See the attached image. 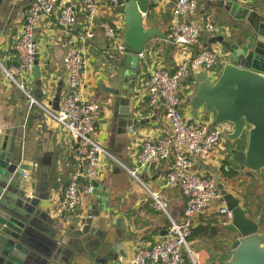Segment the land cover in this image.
Returning <instances> with one entry per match:
<instances>
[{
	"label": "crops",
	"instance_id": "obj_1",
	"mask_svg": "<svg viewBox=\"0 0 264 264\" xmlns=\"http://www.w3.org/2000/svg\"><path fill=\"white\" fill-rule=\"evenodd\" d=\"M31 1L0 0V63L4 67L17 64L14 46ZM98 2L101 12L94 21L95 35L86 44L88 83L85 94L101 108L94 135L119 162L104 156L94 179L108 189L107 202H102L98 194L87 193L83 188L87 182L81 180L80 202L73 211L66 208L61 193L77 168L73 157L75 141L48 113L60 110L63 97L68 91L63 56L67 39L81 33L87 25L84 0H58V8L54 13L40 16L35 28L38 46L35 64L40 70L41 84L37 85L32 76L29 80H20L23 89L19 88L5 78L0 67V154L11 152L14 156L12 161L17 166H27L12 193L17 195V192L23 191L25 196L34 194L40 199L39 208L50 217L52 223H44L47 231L35 230L34 238L42 248H50L52 243L55 247L53 251L60 252L56 257L52 254L53 258L68 264H97L96 258L103 260L102 264H128L138 248L150 247L164 237L169 223L168 216L152 207L145 187L162 192L168 201L170 217L176 221L183 219L185 198L179 189L171 188L166 183L172 157L142 167L136 173L138 179L127 171L136 167L135 155L141 141L169 134L163 106L149 105L147 89L142 81L148 76L149 67L160 65L173 70L205 44L216 42L213 38L208 41L206 34L194 46L182 47L167 42L165 35L171 24L170 5L159 9L151 7L146 17V26L156 29L158 34L144 46L142 51L145 56L139 59L137 68L118 65L116 61L121 54L114 51L99 23L107 21L123 32L124 14L112 8L107 0ZM218 2L198 0L197 13L205 16L222 11L224 23L230 27V34L225 38L235 42L242 34L250 31L249 27L245 21L233 18ZM239 2L264 10V0ZM62 6H71L77 18L69 34L63 32L57 24L58 10ZM251 37L255 40L252 34ZM222 61L215 68L217 76ZM191 74L188 73L180 82L183 112L188 117L198 118L208 128L212 127V113L200 109L194 114L187 104L188 95L197 86L190 79ZM31 99L36 103H32ZM244 143V138L230 141L225 137L214 151L222 158L214 156L203 161L195 157L192 170L214 176L227 192L240 199L248 218H261L262 230L264 171L255 174L240 169L230 161L227 153L230 148H242ZM225 160L229 162V169L236 172L231 178L222 174L221 166ZM219 203L224 205L221 200ZM77 218L91 220L88 232L81 237H72L76 231L74 229L70 236L63 237L61 232L67 230ZM221 218L223 216L218 214L217 206H212L196 218L194 227L200 226L201 232L195 234L190 245L198 264L220 262L229 257L231 244L237 237L223 228L226 223H221L219 220L224 219ZM75 224L74 228L81 226L79 222ZM48 231L58 234L57 237L47 236Z\"/></svg>",
	"mask_w": 264,
	"mask_h": 264
},
{
	"label": "built area",
	"instance_id": "obj_2",
	"mask_svg": "<svg viewBox=\"0 0 264 264\" xmlns=\"http://www.w3.org/2000/svg\"><path fill=\"white\" fill-rule=\"evenodd\" d=\"M112 8L121 12L124 0H107ZM226 2L227 0H221ZM198 0H150L153 8L170 5L171 24L165 40L176 46L188 47L199 43L203 34L208 41L217 36L230 34L229 26H221L213 21L197 16ZM58 8V0H32L26 9L20 27L19 37L14 49L17 64L4 67L0 63L5 78L23 89L20 80H29L33 76L38 46L35 41V28L41 15H50ZM87 25L81 33L67 39V48L63 56L68 91L63 97L58 112H48L75 141L74 161L76 170L71 174L61 198L68 210L73 211L80 202V182L86 180L83 187L87 193L93 190L92 181L98 174L104 156L116 163L112 156L95 137V124L101 114L99 104L89 100L85 94L87 86L88 54L86 44L95 35L94 21L101 12L98 0H84ZM77 18L71 6H62L58 10L57 24L63 32L70 33ZM103 35L110 41L118 54L125 52L122 30L113 27L107 21L99 23ZM139 59L145 54L141 51ZM226 55L218 42L207 43L188 60L181 61L173 70L156 65L149 67L148 76L143 79L147 89L149 105H162L163 114L169 125V134L139 143L135 155L136 167L127 171L136 179V173L145 166L159 163L172 157L173 162L166 174V183L177 188L185 198L183 219L176 221L168 213V201L160 191L145 187L154 209L165 213L169 223L166 234L150 247L138 248L128 264H198L188 240L196 218L217 206L218 214L231 220V211L220 204L221 194L218 180L214 176L192 170L193 158L208 161L214 156L215 148L227 134L233 131L230 122H222L209 127L198 118L188 117L182 109L180 82L188 73L197 72L204 67L211 79L217 78L216 66L225 60ZM32 103H36L31 99ZM1 133V130H0ZM225 170L229 167L224 166ZM27 175L25 174L24 177Z\"/></svg>",
	"mask_w": 264,
	"mask_h": 264
},
{
	"label": "water",
	"instance_id": "obj_3",
	"mask_svg": "<svg viewBox=\"0 0 264 264\" xmlns=\"http://www.w3.org/2000/svg\"><path fill=\"white\" fill-rule=\"evenodd\" d=\"M218 5L236 20L245 21L250 31L235 42L223 36L213 38L223 46L226 58L220 63V73L214 80L204 67L191 74L190 79L197 86L188 95L187 104L194 114L200 109L212 113V126L222 122L232 123L233 131L226 138L230 141L244 138L245 143L242 148L227 150L230 161L240 169L260 174L264 171V10L241 4L239 0H219ZM151 7L150 0H124L122 39L126 49L116 61L118 65L137 68L138 54L158 34L156 29L146 26ZM33 76L36 84H41L37 64H34ZM12 157L11 152L0 154V264H68L53 258L52 254L56 257L60 252L53 251L55 247L52 243L50 248H42L34 238L33 232L39 229L47 231L44 223L50 224L52 220L39 208L40 199L34 194L25 196L23 191L17 192V195L12 193L27 169L25 164L17 166ZM91 183V194H98L102 202H107L108 189L95 180ZM26 188L23 187L24 190ZM218 189L221 201L232 215L223 228L233 232L237 238L232 242L226 260L208 264H264L261 218H248L239 198L227 192L222 184H218ZM76 222L81 226L74 228ZM90 225L91 220L77 218L67 230L60 232L63 237L70 236L75 229L71 236L81 237L88 232ZM46 234L51 238L58 235L49 231ZM96 261L97 264L104 263L98 258Z\"/></svg>",
	"mask_w": 264,
	"mask_h": 264
},
{
	"label": "trees",
	"instance_id": "obj_4",
	"mask_svg": "<svg viewBox=\"0 0 264 264\" xmlns=\"http://www.w3.org/2000/svg\"><path fill=\"white\" fill-rule=\"evenodd\" d=\"M217 65H218V64H217ZM226 165L229 166V162H228L227 160H225V161L223 162L222 166H221L222 174H223L224 176H226V177H229V178H231V177H233L234 175H236V172L233 171V170H230V169L225 170L224 166H226ZM221 219H223V218H221ZM219 221H220L221 223H223V221L225 222V218H224L223 220H219ZM207 229H208V228H207ZM200 230H201V229H200V226H199V227H194V226H193L192 231H191V234L188 236V240H189V241H190V240H193L195 234L201 232ZM188 264H189V263H188Z\"/></svg>",
	"mask_w": 264,
	"mask_h": 264
},
{
	"label": "rangeland",
	"instance_id": "obj_5",
	"mask_svg": "<svg viewBox=\"0 0 264 264\" xmlns=\"http://www.w3.org/2000/svg\"><path fill=\"white\" fill-rule=\"evenodd\" d=\"M223 15H224V13L222 11L219 12V13H217V14L216 13H210V14H207L205 16H200V15L197 14L198 17H200V18H206L208 20H211V21H213L217 25L218 24L221 25V26L228 25V24H225L224 23ZM223 23H224V25H222ZM263 215H262V218L264 219V216ZM262 227H263L262 231H264V225Z\"/></svg>",
	"mask_w": 264,
	"mask_h": 264
}]
</instances>
